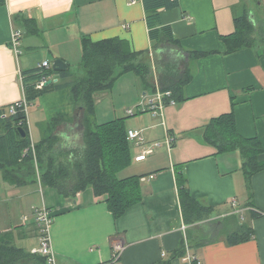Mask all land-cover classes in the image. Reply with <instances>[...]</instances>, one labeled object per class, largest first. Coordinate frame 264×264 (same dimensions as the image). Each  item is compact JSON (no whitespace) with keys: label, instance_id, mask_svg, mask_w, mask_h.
Returning a JSON list of instances; mask_svg holds the SVG:
<instances>
[{"label":"crops","instance_id":"1","mask_svg":"<svg viewBox=\"0 0 264 264\" xmlns=\"http://www.w3.org/2000/svg\"><path fill=\"white\" fill-rule=\"evenodd\" d=\"M246 13L255 26V43L226 54L223 38L235 33L236 19ZM160 18L182 50L157 49L144 0H0V110L24 100V72L45 62L52 68L62 59L80 76L83 38L95 43L121 38L151 65V84L134 73L122 76L111 93L97 96L95 119L105 124L125 118L128 131H141L147 147L161 144L136 162L143 148L130 142L133 168L122 177H141L142 200L119 219L91 189L64 197L44 187L36 161V183L30 178L23 186L10 184L0 173V234L11 231L16 241L32 236L39 243L36 214L46 208L54 218L50 233L57 264H192L188 256L200 264H264V172L252 178L250 191L240 153H218L204 140L212 121L233 114L238 133L259 139L264 147V0H179L177 8L160 10ZM15 33L20 34L19 54ZM195 52L216 53L191 60ZM165 55L191 72L184 100L165 105L157 115L130 118L132 106L163 92L156 66ZM52 79L59 82L56 75ZM123 90L130 95L126 101L125 96L117 104L109 99ZM83 115L68 89L43 95L27 107L32 148L50 136L58 119L55 154L73 159L86 147ZM259 160L264 161V152ZM179 175L192 197L209 209L202 220L186 222ZM32 192H39L36 199H30ZM241 227L252 230V236L232 244L230 236ZM183 244L185 256L173 259Z\"/></svg>","mask_w":264,"mask_h":264},{"label":"trees","instance_id":"2","mask_svg":"<svg viewBox=\"0 0 264 264\" xmlns=\"http://www.w3.org/2000/svg\"><path fill=\"white\" fill-rule=\"evenodd\" d=\"M150 36L158 50L181 49L170 26L162 25L160 10H173L179 6V0H144ZM255 26L246 13L236 19V31L224 37L227 44L226 54H232L253 46ZM83 52L80 67L82 76H76L71 67L64 71L53 68H38L22 74L24 100L27 105L34 104L40 97L61 89H68L72 103L83 110L86 147L73 159L62 158L55 154L57 143L53 131L59 124L56 119L50 136L32 148V140L24 105H15V114H8V109L0 110V173L4 181L23 186L30 178L36 183L35 161L38 164L41 183L44 187L55 189L61 196H75L88 189L95 198H105L115 219L122 217L127 210L142 200L141 177L124 178L121 174L133 162L132 148L128 140L126 119L119 118L105 124H98L96 98L110 92L116 82L124 75L134 73L150 86L152 67L142 60L143 53L132 49L129 41L112 38L93 42L89 38L82 40ZM216 52L190 53L191 60L204 58ZM157 74L160 89L170 91L176 102L184 100L183 90L192 80L189 69L182 70L174 58L169 55L157 59ZM56 75L59 82H53L39 88L46 78L53 80ZM153 88V87H152ZM26 132L23 137L19 129ZM205 142L214 146L218 153L238 151L243 159V170L248 189H252V178L264 172V161L259 155L264 147L257 138L246 139L237 130L233 114L218 118L206 127ZM66 156V155H65ZM68 157V156H67ZM181 187L180 198L185 220L194 223L202 220L209 209L203 207L192 197L186 187V180L178 176ZM252 230L241 227L230 236L232 244L247 241ZM186 247L180 248L173 259L183 258ZM0 264H48L45 257L26 251L16 245L14 233L0 234ZM166 264H171L168 262Z\"/></svg>","mask_w":264,"mask_h":264},{"label":"built area","instance_id":"3","mask_svg":"<svg viewBox=\"0 0 264 264\" xmlns=\"http://www.w3.org/2000/svg\"><path fill=\"white\" fill-rule=\"evenodd\" d=\"M140 0H131V3L135 4ZM19 33H15L13 35V45L15 47V51L17 54L20 53L19 51ZM40 68L42 69H50L51 65L48 62L43 63ZM48 80L44 78L40 84L38 85L39 88H42ZM176 101L172 99V93L170 91L166 92H157L156 95L152 96L151 99L147 102H141L136 107V110L130 109L127 111V114L131 117L136 116L139 113H145V112H151L154 115H157L159 111L163 109V107L167 104L170 105H176ZM17 105V104H16ZM18 105H24L27 109L28 105L25 100H22ZM15 105L10 107L8 113L9 114H15ZM128 140L130 142H135L139 147L143 148L141 151V154L135 158L136 162H141L146 159L147 156L154 153L155 149L159 148L161 144L159 142H155L149 147L146 146L145 139L143 137V134L141 131L137 130H129L128 131ZM151 179L154 178L153 176L150 177ZM52 213L49 211V209H41L37 211L36 214V222L39 227L40 232V243L39 248L36 249L33 253L37 254L39 256L45 257L47 259L48 264H57V258L55 251L52 246V239H51V233H50V227L52 224ZM120 248L118 247L115 254L114 259L117 260L119 257V251ZM187 260H189L192 264H200L198 259L195 257L188 256Z\"/></svg>","mask_w":264,"mask_h":264},{"label":"rangeland","instance_id":"4","mask_svg":"<svg viewBox=\"0 0 264 264\" xmlns=\"http://www.w3.org/2000/svg\"><path fill=\"white\" fill-rule=\"evenodd\" d=\"M258 10V9H257ZM181 66H179V68H180ZM77 73H79L80 71H76ZM82 73V72H81ZM83 74V73H82ZM81 74V75H82ZM80 75V76H81ZM140 90V89H139ZM128 91H130V89H128ZM140 92V91H139ZM111 93V92H110ZM125 91L123 90V92H121V91H119V92H117V93H115L113 96H111V98H109V99H113L114 100V103L115 104H117L118 102H122L123 101V99H124V96H125ZM129 95V94H128ZM128 95H126L125 96V101H126V99H128ZM119 97L121 98L120 100H119ZM129 97H130V95H129ZM105 105V104H104ZM132 105H128L127 107H131ZM131 108H133L134 110H136V107H134V106H132ZM124 113L123 112H121V113H119V115L118 116H121V115H123ZM136 116H138V114L136 115ZM130 118H132L131 116H130ZM130 118H128V120L130 119ZM133 165H134V163H133ZM130 168H133V166H130L129 168H127L125 171H124V173H122L121 174V176H126V174L130 171ZM37 190H38V188H37ZM23 191H25L24 189H23ZM36 194H38L39 195V192H32L30 195V199H36V197H38V196H35ZM53 216V215H52ZM54 219V218H53ZM52 219V220H53ZM16 245L18 246V247H20V248H24L26 251H28L29 252V250L33 247V246H39L38 244L40 243H38V240L37 239H35L34 237H32V236H30V237H27V238H24V239H22V240H17L16 241ZM39 248V247H38Z\"/></svg>","mask_w":264,"mask_h":264},{"label":"water","instance_id":"5","mask_svg":"<svg viewBox=\"0 0 264 264\" xmlns=\"http://www.w3.org/2000/svg\"><path fill=\"white\" fill-rule=\"evenodd\" d=\"M53 69L55 70H58V71H64L66 69H68V65L62 60V59H57L54 63H53V66H52ZM53 82H57L56 80L55 81H48L45 85H49ZM19 132L21 133V135L23 137L26 136V132L23 130V129H19Z\"/></svg>","mask_w":264,"mask_h":264}]
</instances>
